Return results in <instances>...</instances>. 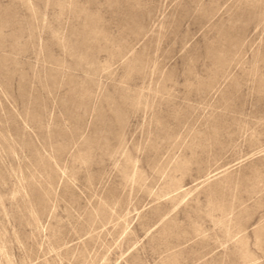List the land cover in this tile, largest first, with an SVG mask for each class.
Segmentation results:
<instances>
[{"label":"rangeland","instance_id":"rangeland-1","mask_svg":"<svg viewBox=\"0 0 264 264\" xmlns=\"http://www.w3.org/2000/svg\"><path fill=\"white\" fill-rule=\"evenodd\" d=\"M0 264H264V0H0Z\"/></svg>","mask_w":264,"mask_h":264}]
</instances>
